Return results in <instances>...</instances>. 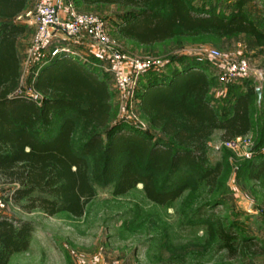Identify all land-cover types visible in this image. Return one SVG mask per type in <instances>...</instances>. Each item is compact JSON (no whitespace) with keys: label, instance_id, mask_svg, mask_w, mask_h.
<instances>
[{"label":"trees","instance_id":"obj_1","mask_svg":"<svg viewBox=\"0 0 264 264\" xmlns=\"http://www.w3.org/2000/svg\"><path fill=\"white\" fill-rule=\"evenodd\" d=\"M80 1L89 8L127 9L115 27L123 39L141 46L202 35H244L264 42L262 24L256 25L244 11L248 0H238L230 15L213 5L197 7L191 0ZM29 2L0 0V179L18 186L13 203H25L22 207L28 213L41 211L49 217L64 213L81 219L96 196L94 183L115 184L116 196L142 185L147 199L161 206L174 203L187 189L170 182L182 170H200L198 183L216 187L222 166L208 167L207 142L218 131L224 143L252 134L253 100L258 93L250 81L235 83L246 92L221 112L210 99L209 67L199 60L174 58V67L167 66L166 72L151 70L137 96L142 116L167 141L129 126H111L107 77L100 78L87 65L67 58L52 60L39 71L33 89L41 102L15 97L21 85L18 42L26 33L16 20ZM79 128L83 144L77 149L74 137ZM249 169L250 179H260L264 161ZM160 179L167 184L160 186ZM32 229L28 223L16 227L0 222V264L28 249ZM234 229L222 221L209 225L211 237L219 238L232 256L237 251Z\"/></svg>","mask_w":264,"mask_h":264},{"label":"rangeland","instance_id":"obj_2","mask_svg":"<svg viewBox=\"0 0 264 264\" xmlns=\"http://www.w3.org/2000/svg\"><path fill=\"white\" fill-rule=\"evenodd\" d=\"M59 0H57L58 3ZM200 7L213 5L227 15L238 0H191ZM42 0L19 18L34 14ZM70 0H63L59 22L67 26V7ZM74 10L80 17L95 16L110 27L109 43L90 44L83 37L82 49L89 61L97 67V76L109 68L115 76L125 79L121 87L112 77L107 84L112 94L113 118L111 126L124 125L148 133L157 140L167 141L160 131L151 127L142 116L139 86L151 70L166 72L174 67L175 58L199 60L213 79L210 99L223 111L232 108L236 97L246 92L235 83L250 81L261 90L253 100L254 129L250 136L233 144L222 141V132H216L207 142L208 167L222 166V175L215 188L198 183L203 172L182 170L171 180L172 185L187 189L172 204L161 206L151 203L139 185L124 196H116V185L94 183L96 196L87 206L81 219L67 214L49 217L41 211L27 212L12 202L18 186H11L0 179V222L6 220L16 227L32 225L28 249L10 257L8 264H264V176L250 179L251 164L264 161V42L248 36L217 38L210 35L180 37L174 41L154 46H141L123 39L117 32L116 22L128 13L118 6L84 7L74 0ZM248 17L264 28V0H248L244 7ZM17 19L26 28L18 42L21 59V85L15 97L23 96L34 102L33 85L37 68L49 60V46L38 47L37 27ZM260 27V26H259ZM64 27H61L63 29ZM56 37H63L55 30ZM218 53V58L213 57ZM239 60L250 64L248 74L238 80L226 78L230 66ZM93 62V63H92ZM177 66V65H176ZM179 67V66H178ZM180 68V67H179ZM112 76V75H111ZM234 86V87H233ZM80 127V125H79ZM77 149L83 144L80 128L74 137ZM160 179V186L167 184ZM222 221L234 227L237 238L235 256L222 248L219 238H212L209 225ZM247 240V249L243 248Z\"/></svg>","mask_w":264,"mask_h":264},{"label":"built area","instance_id":"obj_3","mask_svg":"<svg viewBox=\"0 0 264 264\" xmlns=\"http://www.w3.org/2000/svg\"><path fill=\"white\" fill-rule=\"evenodd\" d=\"M62 1L63 0H59L57 3V0H42L38 10L34 14H29L24 19L19 18L20 21L27 22L37 27L38 47L49 46L50 48V51H48L50 52L49 60L40 65L35 75H38L41 68L46 66L50 61L62 57L88 65L89 61L86 59L87 56L82 51V49L88 47L87 45H82L84 44L82 38L85 36L88 37L90 44L109 43V33L111 31L109 24L95 16H78L72 2H69V7H67L69 23L67 26H61L59 22V9L61 10ZM61 27L64 28L61 29ZM55 30H61L63 37H56V41L53 42V33ZM212 55L214 58H218L219 54L213 52ZM109 68L103 69L104 73L112 77L114 82H118L122 87L125 79L121 76H115V72H113L114 69L112 68L111 73ZM249 70V62L246 60H239L236 65L230 66L228 70L226 69L227 74L225 77L230 79V81L238 80L239 78L245 77ZM34 97L38 98L39 102H41L42 97L37 92ZM238 140L240 139L236 141ZM236 141L226 144H233Z\"/></svg>","mask_w":264,"mask_h":264},{"label":"crops","instance_id":"obj_4","mask_svg":"<svg viewBox=\"0 0 264 264\" xmlns=\"http://www.w3.org/2000/svg\"><path fill=\"white\" fill-rule=\"evenodd\" d=\"M36 1H37V0H30V2H29V4H28V7H27V10L23 13V15H24L27 11L31 10V9L34 7ZM84 7H86V6H84ZM87 8H88V7H87ZM60 14H61V16H64L65 12H64L63 9L60 10ZM16 21H17V20H16ZM70 61H73V60H70ZM73 62H74V61H73ZM92 63H93V62H92ZM82 64H83V63H82ZM86 67H88V68L90 69V71H93L94 74H96V73L99 71V69H98L97 67H95V64H94V66L87 65ZM38 68H39V67H38ZM38 68H37V69H38ZM104 77H106V76H104ZM107 77H109V76H107Z\"/></svg>","mask_w":264,"mask_h":264},{"label":"water","instance_id":"obj_5","mask_svg":"<svg viewBox=\"0 0 264 264\" xmlns=\"http://www.w3.org/2000/svg\"><path fill=\"white\" fill-rule=\"evenodd\" d=\"M257 93L259 96H261V90L260 89L257 90Z\"/></svg>","mask_w":264,"mask_h":264}]
</instances>
